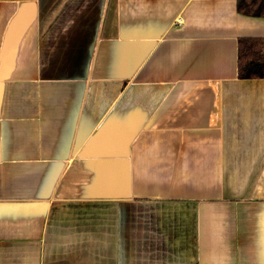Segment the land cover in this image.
<instances>
[{
	"label": "crops",
	"instance_id": "obj_1",
	"mask_svg": "<svg viewBox=\"0 0 264 264\" xmlns=\"http://www.w3.org/2000/svg\"><path fill=\"white\" fill-rule=\"evenodd\" d=\"M240 1L0 0V264H264Z\"/></svg>",
	"mask_w": 264,
	"mask_h": 264
},
{
	"label": "trees",
	"instance_id": "obj_2",
	"mask_svg": "<svg viewBox=\"0 0 264 264\" xmlns=\"http://www.w3.org/2000/svg\"><path fill=\"white\" fill-rule=\"evenodd\" d=\"M240 12L251 16H264V0H242ZM238 77L264 79V39L244 37L238 45Z\"/></svg>",
	"mask_w": 264,
	"mask_h": 264
}]
</instances>
